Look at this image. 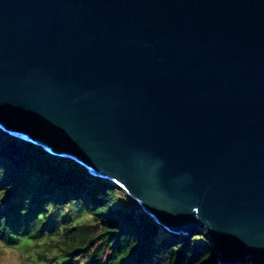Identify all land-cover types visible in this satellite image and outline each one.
Segmentation results:
<instances>
[{
    "label": "water",
    "instance_id": "1",
    "mask_svg": "<svg viewBox=\"0 0 264 264\" xmlns=\"http://www.w3.org/2000/svg\"><path fill=\"white\" fill-rule=\"evenodd\" d=\"M0 129L264 264V0H0Z\"/></svg>",
    "mask_w": 264,
    "mask_h": 264
},
{
    "label": "trees",
    "instance_id": "2",
    "mask_svg": "<svg viewBox=\"0 0 264 264\" xmlns=\"http://www.w3.org/2000/svg\"><path fill=\"white\" fill-rule=\"evenodd\" d=\"M159 230L115 184L0 131L1 246L61 239L41 264H219L201 227L161 238Z\"/></svg>",
    "mask_w": 264,
    "mask_h": 264
},
{
    "label": "rangeland",
    "instance_id": "3",
    "mask_svg": "<svg viewBox=\"0 0 264 264\" xmlns=\"http://www.w3.org/2000/svg\"><path fill=\"white\" fill-rule=\"evenodd\" d=\"M54 212L55 210L51 212L52 218L60 221L61 216H54ZM81 216L83 215L81 214ZM56 232L57 229L52 233L56 236ZM165 234H167V231L163 227H160L159 237H162ZM51 241V239H47L45 242L44 240H41L37 245L32 244L31 247L23 246L21 248H8L0 245V264H41V261H39L38 258H40L41 254H45L44 252L46 251L44 250H47L48 243H52L53 248H55L60 244L61 239H54L53 242ZM47 254H51V251H48Z\"/></svg>",
    "mask_w": 264,
    "mask_h": 264
},
{
    "label": "clouds",
    "instance_id": "4",
    "mask_svg": "<svg viewBox=\"0 0 264 264\" xmlns=\"http://www.w3.org/2000/svg\"><path fill=\"white\" fill-rule=\"evenodd\" d=\"M0 131L2 132V130L0 129ZM3 133H5V134H7L8 135V133H6L5 131H3ZM9 136H12V137H15V138H18V139H20V140H22V141H25V142H27V143H34V144H37L34 140H33V142L32 141H30L28 138H25V137H17V136H14V135H9ZM70 160V159H69ZM71 161H73V160H71ZM79 165V164H78ZM81 168H83V169H85V171H87L90 175H91V172H89L85 167H81ZM91 176H93V175H91ZM93 177H96V176H93ZM96 178H99V179H104V180H107L106 178H104V177H96ZM107 181H109V182H111V183H113V184H115L114 182H112V181H110V180H107ZM116 185V184H115ZM119 189H121L118 185H116ZM121 190H123V189H121ZM125 193V192H124ZM126 194V193H125ZM128 197V196H127ZM141 209V208H140ZM142 210V209H141ZM143 211V210H142ZM144 212V211H143ZM147 214V213H146ZM148 215V214H147ZM149 216V215H148ZM151 219H153L151 216H149ZM154 220V219H153ZM155 221V220H154ZM156 222V221H155ZM158 225V224H157ZM159 226V228H160V225H158ZM202 229H204V228H202ZM196 230V229H195ZM205 230V229H204ZM159 232H160V230H159ZM159 232H158V234H157V237L158 238H161V237H159ZM205 232H206V230H205ZM193 233V232H192ZM167 234H174V235H190V233L189 232H187V233H184V234H182V233H175V232H168L167 231ZM166 235V234H165ZM207 236V235H206ZM163 237V236H162ZM207 239L209 240V238H208V236H207ZM210 241V240H209ZM213 245V244H212ZM214 248V247H213Z\"/></svg>",
    "mask_w": 264,
    "mask_h": 264
},
{
    "label": "bare ground",
    "instance_id": "5",
    "mask_svg": "<svg viewBox=\"0 0 264 264\" xmlns=\"http://www.w3.org/2000/svg\"><path fill=\"white\" fill-rule=\"evenodd\" d=\"M6 133H11V132H9V131H7ZM11 135V134H10ZM15 135V134H14ZM15 136H17V135H15ZM34 144V143H33ZM34 145H36L37 147H39L41 150H43V151H45V152H48V153H50L51 152V150H49L47 147H45V146H38L37 144H34ZM51 154V153H50ZM54 156H57V155H54ZM58 157H60V158H62L60 155H58ZM65 159H67V158H65ZM76 164H78L77 162H75ZM79 166L80 167H82V165L81 164H79Z\"/></svg>",
    "mask_w": 264,
    "mask_h": 264
}]
</instances>
